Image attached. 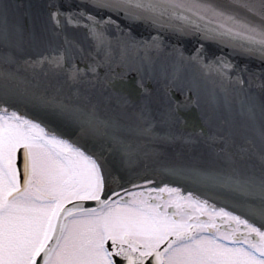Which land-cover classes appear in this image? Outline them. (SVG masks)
<instances>
[{"label":"snow or ice","instance_id":"1","mask_svg":"<svg viewBox=\"0 0 264 264\" xmlns=\"http://www.w3.org/2000/svg\"><path fill=\"white\" fill-rule=\"evenodd\" d=\"M208 43L264 64V0H0V264H264V69Z\"/></svg>","mask_w":264,"mask_h":264},{"label":"water","instance_id":"2","mask_svg":"<svg viewBox=\"0 0 264 264\" xmlns=\"http://www.w3.org/2000/svg\"><path fill=\"white\" fill-rule=\"evenodd\" d=\"M47 2V0H22V3H24L25 5L31 3L35 6L38 7H42L45 3ZM217 3H225L226 0H216ZM121 23L123 24L124 22L121 21ZM132 31L133 34L136 35L137 37H149L152 34V30L149 28H146L145 26H143L142 24H137V25H132ZM75 31V30H73ZM163 36V38L165 39L166 43L169 44H176L179 46H182L184 48V50L186 52H189L193 49V46L195 44V40L194 39H186L183 37H177L171 34H161ZM206 50L209 54V56L214 55H223L225 57H227L228 59H230L233 63L237 64L238 66H243V65H248L249 69L252 71H256L259 72L261 69H264V64H262L259 60L257 59H250V58H246L242 55L239 54H233L231 49L227 48V47H222L218 44H214V43H208L205 45ZM253 91L259 93L260 90L258 88H256L255 86L253 87ZM159 110V105L154 103L153 104V111L154 114H156ZM219 115L221 116V118H228V113L226 111H224L223 106L221 105V108L219 110ZM226 127V126H225ZM167 151L170 154H174V151H180L179 146L177 145L175 147V149L173 148H168ZM196 153H192L191 155H195ZM182 160L185 162H191L190 161V154L184 150L183 154H182ZM209 165V161L207 160V158H205L203 161H201V166L203 167H207ZM185 188L190 187L187 185H184ZM193 191L196 192L197 195H200L202 198L207 196H210V193H205L203 192V190L200 189H195L193 188ZM210 202H214V203H220L219 201H215V200H210ZM226 208H228V210H233L229 205L225 204L224 205ZM239 214V213H237Z\"/></svg>","mask_w":264,"mask_h":264}]
</instances>
